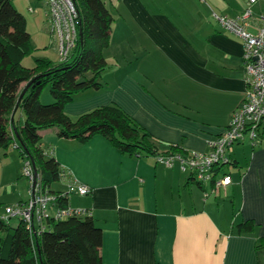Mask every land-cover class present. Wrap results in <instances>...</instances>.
Returning a JSON list of instances; mask_svg holds the SVG:
<instances>
[{"label": "crops", "instance_id": "1", "mask_svg": "<svg viewBox=\"0 0 264 264\" xmlns=\"http://www.w3.org/2000/svg\"><path fill=\"white\" fill-rule=\"evenodd\" d=\"M104 1L113 19L100 88L78 92L64 111L75 118L116 104L159 141L161 155L170 144L183 153L208 151V141L224 132L245 93L243 42L211 13L237 18L245 0ZM250 10L246 28L254 33L264 0ZM41 35H47L43 28L34 41ZM12 117L22 124V109ZM40 132L44 150L90 188L85 195L70 192L67 204L88 209L100 226L103 262L264 264V243L258 246L264 239V122L255 145L245 137L228 149L231 160L220 173L231 182L219 187L199 183L178 161L166 165L156 154L120 153L102 135L81 143L58 137L55 128ZM56 183L54 190L66 189L65 180ZM245 219L254 221L253 230L236 232L235 224Z\"/></svg>", "mask_w": 264, "mask_h": 264}, {"label": "trees", "instance_id": "2", "mask_svg": "<svg viewBox=\"0 0 264 264\" xmlns=\"http://www.w3.org/2000/svg\"><path fill=\"white\" fill-rule=\"evenodd\" d=\"M73 2L78 36L68 57L57 62L38 57L32 66H24L22 59L33 50L26 18L12 0H0V148L13 146L21 156H27L43 188L57 194L60 206L67 204V196L51 185L59 180L61 166L41 146V130L55 128L58 137L81 143L102 135L120 153L161 155L159 141L116 104L95 107L75 118L64 111V104L78 92L100 88L99 78L106 67L102 50L108 44L113 19L104 0ZM22 82L26 84L19 90ZM45 85L53 99L50 103L40 101ZM15 106L23 111L22 124L12 117ZM174 153L184 154L170 144L166 154ZM9 219L0 214V264H109L101 258L102 230L91 214L58 219L48 216L44 227L34 230L22 219L18 218L16 225ZM234 228L249 232L254 221L241 220ZM262 243L264 239L258 246Z\"/></svg>", "mask_w": 264, "mask_h": 264}, {"label": "built area", "instance_id": "3", "mask_svg": "<svg viewBox=\"0 0 264 264\" xmlns=\"http://www.w3.org/2000/svg\"><path fill=\"white\" fill-rule=\"evenodd\" d=\"M257 0H245L246 5L237 18H230L212 11V17L228 32L239 36L243 42V65L245 93L240 103L233 109L223 133L208 141V151H189L184 154L159 155V160L166 165L178 161L182 171L190 172L199 183L210 182L214 187L225 186L231 182L228 173H220L228 165V149L243 138L248 137L252 145L259 138V131L264 122V17L261 18L256 32L247 30L250 17V5ZM46 7V20L50 35L55 44L57 60H65L77 40V9L73 0H43ZM31 9V8H29ZM22 172L29 181V197L26 201L6 205L3 216L22 219L29 230L44 227L48 216L55 219L67 216H86L90 211L84 207L68 204L60 206L57 194L48 192L42 186L40 175L36 172L27 156H22ZM59 179L66 181V189L60 194L70 192L85 195L90 188L73 179L66 169L60 168ZM56 206L51 212L50 207Z\"/></svg>", "mask_w": 264, "mask_h": 264}, {"label": "rangeland", "instance_id": "4", "mask_svg": "<svg viewBox=\"0 0 264 264\" xmlns=\"http://www.w3.org/2000/svg\"><path fill=\"white\" fill-rule=\"evenodd\" d=\"M12 2L14 6L24 14L27 30L33 36V50L22 59V64L24 66H32L34 58L42 56L43 53L52 57V59L56 58L57 53L54 50V42L50 35L48 22L46 20V7L43 0H12ZM42 28L45 29L47 35L44 37L41 35L40 40L37 41L40 43L37 44V42L34 41V39L36 40L35 34ZM52 100L49 86L45 85L40 93V101L42 103H50ZM17 116L18 112L16 114V117ZM4 152H6V154H4ZM22 162V156L16 147L10 146L8 149L0 148V210L3 209L5 204L29 197V181L22 172ZM223 168L225 169L227 166L224 165ZM57 186L58 184L53 182L51 188L55 189ZM191 187L194 189L195 196L198 193L201 196V192L196 183H192ZM50 210V213L54 211H52V209ZM17 222L18 218L16 217L10 220L11 225H16Z\"/></svg>", "mask_w": 264, "mask_h": 264}, {"label": "water", "instance_id": "5", "mask_svg": "<svg viewBox=\"0 0 264 264\" xmlns=\"http://www.w3.org/2000/svg\"><path fill=\"white\" fill-rule=\"evenodd\" d=\"M32 80H33V79H31L30 82H31ZM22 94H23V91L20 93L18 99L20 98V96H21ZM16 108H17V106H15L13 110H15Z\"/></svg>", "mask_w": 264, "mask_h": 264}]
</instances>
